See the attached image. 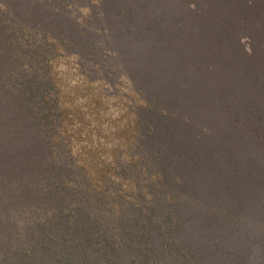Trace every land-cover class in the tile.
Listing matches in <instances>:
<instances>
[{"label": "trees", "instance_id": "1", "mask_svg": "<svg viewBox=\"0 0 264 264\" xmlns=\"http://www.w3.org/2000/svg\"><path fill=\"white\" fill-rule=\"evenodd\" d=\"M112 9L111 0H0V264H264V244L258 257L246 232L212 243L204 226L182 235L184 205L198 220L247 188L235 176L226 184L222 169L255 147L254 135L235 143L217 132L228 119L200 112L184 115L180 137L152 136L151 106L124 84L126 57L118 91L105 71L115 51L94 26ZM199 180L206 188L191 196Z\"/></svg>", "mask_w": 264, "mask_h": 264}, {"label": "rangeland", "instance_id": "2", "mask_svg": "<svg viewBox=\"0 0 264 264\" xmlns=\"http://www.w3.org/2000/svg\"><path fill=\"white\" fill-rule=\"evenodd\" d=\"M111 1L113 13L99 17L94 26L101 31L97 37L105 41V47L115 51L110 59L115 66L105 71H112L109 76L117 79L118 91V60L126 57L124 84L128 90L134 86L141 90L145 103L151 106L150 120L155 121L151 123L152 136H170L176 129L180 137L185 133L184 115L197 120L200 112L205 117L228 119L219 125L217 122V132L235 143L254 135L255 147H242L239 153L245 156L233 154L236 165L225 162L222 169L231 176L226 184H234L236 177L244 179L247 188L238 189L237 197L224 208L202 215L199 212L198 220L184 205L182 235L190 238L191 231L197 235L202 233L199 226H204L205 238L212 243L233 234L242 237L246 232L242 242L250 244L258 255L264 244V238L258 236L264 231V0ZM222 4L226 6L224 12L216 9ZM118 8L134 9L139 15L137 19L120 18ZM204 55L207 59L200 61ZM200 97L206 99L205 107L200 105L204 103ZM170 110L179 117L176 128ZM227 122L229 127L223 129ZM147 141L154 143L152 138ZM159 145L165 152L167 144ZM204 183L196 184L191 196H200L206 188ZM216 183L222 184L215 181L212 185ZM198 202L195 200L194 205ZM214 219V225L209 226ZM262 257L259 262H264Z\"/></svg>", "mask_w": 264, "mask_h": 264}]
</instances>
